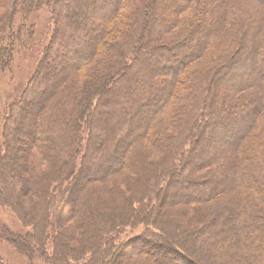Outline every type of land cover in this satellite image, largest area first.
<instances>
[{
  "label": "trees",
  "instance_id": "1",
  "mask_svg": "<svg viewBox=\"0 0 264 264\" xmlns=\"http://www.w3.org/2000/svg\"><path fill=\"white\" fill-rule=\"evenodd\" d=\"M45 1L59 11V15L56 16V22H61L60 30L62 32L59 33L63 35L64 40L52 49L54 56L51 57L50 61H48L50 58L48 56L49 51H47V48H43L42 60L40 57L35 71L39 75L34 82V85L39 86L37 92L35 93L36 90H32L33 88L30 87V84L26 85L22 95L12 104V112L14 114L15 111L17 112L18 119L26 115H30V117L26 120L27 122L23 121V124L15 123L14 131H11L9 135H12V138L16 137L18 142H20V138L23 137L20 128L27 123L30 128H28L29 131H27L25 136L48 139L46 144L49 145H46L40 152L43 153L41 161L45 163L49 171L55 166L54 156L59 155L58 165L60 168H57L56 176L60 174V171L62 172L63 168L68 172L71 170L76 171L74 168L81 169L80 173L76 171L79 175L76 179L74 178L75 181L72 183L74 188H79L80 190L91 176L99 175L97 177L98 180L104 177L103 179L106 182L104 181L101 185L105 184V186L97 187V191L101 193H96V195H102L101 199H106V201L110 200L109 196H113L115 204L121 209L127 208L132 199L130 196L125 197L123 195L119 188V183H128V187L132 190L133 185L139 180L135 175L137 171L145 170L144 166L146 167L147 165H150L147 167H157L151 164L154 162L148 160L146 152L140 149L141 145H148L151 153L156 151L163 153V157L167 161L166 169L170 168L171 171L168 174L170 177L172 174L184 175L188 173L190 156L195 155L197 150L198 153L200 152L202 143L210 151H203L204 160H201L196 168L211 166L216 170V167H218L216 159L223 149L239 148L236 154V161H233L235 168L233 164H225L221 172H217L214 181H209L205 184L200 183L199 187H196L189 179H184L183 185H180L175 190L178 191V194L184 198L183 200L187 204L194 208L195 211L189 210L190 213L188 212L185 215L188 220L192 221L198 218L196 211L199 206H196L198 204L196 200L217 198L221 195V192L234 193L239 191L240 188L245 191L246 194L242 195V198L238 197L240 198L238 209L228 211L230 214L229 218L233 220V226L230 227L232 229L231 233L225 229L226 226H224L223 222L219 227L224 235L221 242L224 244L225 250L228 251L229 257L233 258V264H264V35H261V39H257L256 43H250L248 46L244 45L246 44L244 39L241 40V36L249 29L264 30V24L262 23L261 26L259 19L253 18L246 5L247 2L253 3L264 11V0H208L212 2L209 7H206L200 0H164L169 6V11H166L165 15L155 12L156 0ZM181 1L183 3H180ZM2 2L4 3L5 13L1 15L3 19L0 21V33L9 29V37L13 38V13L17 9L21 11L30 9L31 0H0V8L2 7ZM77 3L86 4L89 10L82 13L79 11L78 13L75 10V4ZM194 9L200 12L198 15L200 25L198 24L194 30L175 44V53L173 52L175 55L167 57L165 53L168 48L163 45L152 48L150 54L140 55V50L141 48L143 49L142 46L147 34L150 32L152 34L153 32L152 36L154 37H157L158 33H160L158 37L161 35L165 37L171 36L176 33V24H182L188 20V17L186 20L181 14ZM139 14H142L141 18L135 20ZM76 15H78L77 19L75 18ZM91 17H95L98 23L90 22ZM130 18L134 20L131 26L123 24L124 21H129ZM59 19L60 21H58ZM119 24H122V26H119ZM84 25H87V27H83ZM232 27H238L240 31ZM197 28L199 29L197 30ZM218 28L220 30H217ZM234 30L235 32L238 31L237 36L240 37L237 38L240 40L236 43L232 54L226 57L221 53L223 44L227 43V46H231L228 38L230 34L234 33ZM195 31L201 36V42H196L198 44L195 43L192 48L187 49L191 34ZM210 35L215 38L205 44V39ZM107 37H109V40H107ZM105 39L107 47L104 53L99 56L101 42ZM214 39L215 41L213 42ZM128 54L133 55L131 66V68H134L132 69V86L129 88L128 94L124 92L122 97H125L128 101V106L132 110L131 115L126 114L123 109H119L111 117L110 121H103L102 126L97 127V134H105V138L102 141H95V145L93 144L92 147H89L86 152L91 156V161H97L99 164L94 165L92 162L91 164L86 162L84 169V167L70 159L71 154L78 152L79 147L76 145L75 140L80 136L79 127L71 122V116L73 115L74 118L77 106H80L83 102L80 100V96L87 93L84 89L79 92V85L74 72L78 68L85 67L86 62H91L95 57L99 58V60L101 59L96 64L95 69L100 68L101 61L111 56V66H116V74L121 70L122 75L128 68L125 64L126 59H123V57ZM8 58L9 56H7ZM221 58L224 63L217 69L218 77H216L214 85L221 80H225L231 87L243 90L244 85L250 86L254 83H259L258 86L260 85V87L257 90H259L261 97L258 102L248 101L245 106L243 105L242 109L234 110L231 107L230 109L222 110L221 119L215 121L216 115L211 116L213 114L211 107L220 98L218 97L219 94L213 90L214 85L212 84L213 86H211V92L208 93L206 90V93H204L205 90L200 88V90H203L201 93L204 94L193 97L195 91L196 93L198 92V89L195 90L197 88L195 78L193 82H191L192 77L189 78L190 83L185 82L188 84L186 87L178 86V82L183 80L186 71L185 66L191 64V62H197L199 59H204V61L210 59L212 62L217 63ZM69 59H72L74 64L70 65ZM147 61H150L153 66L159 67V70H148ZM234 65L235 68L233 67ZM57 66H61L62 70L57 72ZM114 68L111 67V69ZM117 68H120V70ZM96 73L97 71L95 76L98 74ZM149 73L162 75L168 79L165 80L163 85L160 84L162 85L160 88H155L157 83H154L153 77L151 79V74ZM67 77H70L67 83L68 87L63 90V86L57 90L60 83L66 80ZM72 78L75 80L72 81ZM121 78L119 73L116 76V80L115 77L111 80L118 82ZM30 90L33 91L32 95L35 102L28 105L24 96ZM184 92L188 96L184 95ZM122 97L121 99H123ZM188 97H193V99L186 103V98ZM177 117L181 118L179 122L181 125L180 127L178 126L179 124L176 126L180 130L174 134L171 129ZM34 120L35 123L39 122L44 130L42 128L39 129L37 124L34 125ZM186 122L188 125H186ZM258 126L260 127L259 131L257 129ZM119 127H123L120 133L121 137L114 140L112 136L113 129L118 131ZM255 128L257 131H255ZM209 129L214 131V137L217 134V138L219 140L221 138V141H223L218 143L209 139ZM252 133L253 138L251 139L250 135ZM247 137H249V141L247 140L248 143L245 144ZM252 141L255 147L251 144ZM102 144L105 145L101 147ZM185 145H187V149L184 151ZM89 156H87V160H89ZM114 166H117L116 168L120 167L122 170L121 174H119L121 181H112V168ZM31 168L37 170L39 166L33 164ZM34 176L28 182L26 179L19 178V176L18 180L17 177L15 179L17 183H19L20 179L23 186L28 185L29 187L35 181L46 184V187L50 189L49 184L54 180L53 174H46V172L37 170ZM51 178L53 180L48 182ZM1 183L2 179L0 178V186ZM151 185L154 187V181L151 182ZM102 187L106 190H103ZM70 189L73 194L72 187ZM78 195L79 193L75 192L74 197L77 198ZM47 197H49L48 193ZM211 201L204 203H210ZM164 202L162 199L160 205H164ZM76 206L80 209H78L79 211L76 212L75 216L79 217L78 215H80L84 219L86 214L92 209L90 208L91 206L89 207L84 202H78ZM129 209H131L130 205ZM147 213L144 212L141 219L146 220L149 216H146ZM81 224H86V222ZM178 224L176 222V225ZM176 225H174L175 228H177ZM204 229H199L197 232L201 233ZM216 231L212 234L213 236L219 232ZM188 232L183 235L185 236L184 242L187 241V235L192 234L190 231ZM48 234L52 236L49 231H47V237ZM5 235V239L12 243L14 239L12 233L7 232ZM163 238V236L162 238L159 236L158 239L161 241H156L171 251V254H173L171 257L178 258L180 263L183 264H199L197 259H192L188 254L186 255V251L184 252L182 249L183 247L181 248L182 250L177 249L174 251L175 247L172 248V244L169 245L170 243H167L168 240ZM190 242L195 243L199 247H208L204 240L197 242L196 238H194ZM140 244L141 247L136 248L135 251L137 252L134 251V255L128 256L126 249L123 250L124 252L122 251L123 256L129 257L130 264H177L175 259H169L166 255L162 256L161 252L154 251L150 253L146 249L150 246L147 241H141ZM153 245L156 246L157 244ZM240 247H243L242 249L244 250V254L241 256L236 255ZM25 248L28 249V245L25 244ZM146 250L148 251L147 253L145 252ZM37 253L33 255V258L42 260L44 256L42 249L41 252ZM157 255H160L163 260L162 258L157 259ZM117 262L118 264H123L125 260L121 261V263L120 260Z\"/></svg>",
  "mask_w": 264,
  "mask_h": 264
},
{
  "label": "rangeland",
  "instance_id": "2",
  "mask_svg": "<svg viewBox=\"0 0 264 264\" xmlns=\"http://www.w3.org/2000/svg\"><path fill=\"white\" fill-rule=\"evenodd\" d=\"M200 2H203L206 7L211 6L212 3L208 0H200ZM180 3H183V1ZM246 5L249 13L253 18L259 19L262 26V23L264 24V11L253 3L247 2ZM3 6L4 3L2 2L0 21L3 19L1 15L5 13ZM75 8L78 13L79 11L82 13L89 10L86 4L83 3L75 4ZM168 8L169 6L164 0H156L155 12L165 15L166 11H169ZM58 13L57 8L54 9V6H50L45 0H31L30 9L28 8L25 11L17 9L13 13V38L9 37V29L3 30L0 33V178L2 179L0 186V264H118V260H120V263L125 260L123 264H130L129 257L123 256L122 251L126 249L128 256L134 255L135 253L133 254V252L136 248L141 247V241H147L150 244L149 248H146L150 253L154 251L161 252L162 256L166 255L169 259H175L177 264H183L180 263L178 258L171 257L173 254H171L170 250L163 247V245L161 246L160 242L157 243L156 240L161 241L158 239L159 236L161 238L163 236V239L168 240L167 243H170L169 245L172 244V248L175 247L174 251L183 249L184 252L186 251V255L188 254L192 259H197L199 264H233V258L229 257L228 251L225 250L224 244L221 242L224 235L221 233L219 227L223 222L224 226H226L225 229L231 233L232 229L230 227L233 226V220L229 218L230 214L228 211L238 209L240 204L239 199L246 192L240 188L239 191L234 193L221 192V195L217 198L196 200L198 203H196V206H199L196 211L198 218L192 221L188 220V217L185 215L188 214L189 210L195 211L194 208L190 204H187L175 189L183 185L184 179H189L196 187H199L200 183L205 184L209 181H214L217 172H221L225 164H233L235 168L234 162L236 161V154L239 148L223 149L219 156H217L216 162L218 161V167H216V170L211 166L196 168L199 162L204 160L203 151H210L202 143L201 150H199L202 153H198L197 150L195 155L190 156L188 173L184 175L172 174L170 177L168 174L171 171L170 168L166 169L167 161L163 157V153L157 151L151 153L148 145H141L140 149L146 152L148 160L154 162L151 164L157 167L152 168L147 167L150 166L147 165L146 167L144 166L145 170L137 171L135 175L139 180L133 185L132 190L128 187V183H119V188L123 195L125 197L130 196L132 199L129 202L131 209H129V205L127 208L121 209L115 204L113 196H109L110 200L106 201V199H101L102 195H96V193H101L96 188L105 186V184L101 185L104 181L106 182L103 179L104 177L98 180L97 177L99 175L91 176L80 190L79 188H74L72 183L79 175L78 172L80 173L81 169L74 168V170L78 171L76 173L73 170H71L72 172L65 171L63 168L62 172L60 171V174L56 176L57 168L59 167V155L54 156L55 166L49 171L45 163L41 161L43 153L40 152L46 145H49L46 144L48 139L25 136L27 131H29L28 128H30L27 123L20 128L23 136L20 138V142H18L16 137L12 138V135H9L11 131H14L15 123L19 122L23 124V121L27 122L26 120L30 117V115H26L18 119L17 112L15 111V114L12 112V104L22 95V91L26 88V85L30 84V87L33 88L32 90H36L35 93L37 92L39 86L34 85V82L39 75L35 71L40 57L42 60L43 48H47V51H49L48 56L50 58L48 61H50L51 57L54 56L52 49L64 40L63 35L59 33L62 32L60 30L61 22H56ZM199 14L200 12H197V9L182 13L181 15L185 19L188 17V20L186 19L187 22L182 24H176V33H173L171 36L165 37L161 35L158 37L160 34L158 33L157 37H154L152 36L153 32L152 34L151 32L147 34L142 46L143 49L141 48L140 50V55L150 54L152 48L163 45L168 48L165 55L167 57L173 56L175 44L187 36L200 23ZM141 16L142 14H139L135 20L140 19ZM159 16L161 17V15ZM75 18L77 19L78 15ZM133 21L130 18L129 21H124L123 24L131 26ZM90 22L98 23V20L95 17H91ZM119 26H122V24H119ZM83 27H87V25ZM232 28L238 29V27ZM217 30H220V28ZM238 30L240 31V28ZM237 35L238 31L235 32V30L234 33L230 34L228 40H230L231 46H227V43L223 44L221 53L226 57L232 54V50L235 49L236 43L240 40L238 39L240 36L238 37ZM261 35H264V30L256 31L249 29L241 36V40L244 39L246 43L244 45L248 46L250 43H256L257 39L260 40ZM200 37L196 31L192 33L188 48H186L190 49L196 42L199 43ZM213 38L215 37L210 35L205 39L204 43L208 44ZM107 40H109V37H107ZM106 47L107 41L105 39L101 42L99 56L104 53ZM7 56H9L8 59ZM132 57L133 55L131 54L123 57V59H126L125 64L128 68L124 71V75H121L120 68H117L120 70L119 73L122 77L118 82L111 80L114 77L116 80V76L119 74H116V66H111V56L101 61L100 68L95 69L96 64L101 60L95 57L91 62H86L85 67L78 68L74 72L79 85V92L84 89L87 93L80 96V100L83 102L76 108L75 114L77 117L76 115L74 118L73 115L71 116V122L77 124L79 127L80 136L75 140L76 145L79 147L78 152L71 154L70 159L76 164L81 165V167H84V169L86 162H90V164L92 162L94 165L99 164L97 161H91V156L86 152L95 141H102L105 138V134H97V127L102 126L103 121H110L111 117L119 109H123L126 114L131 115L132 110L128 106V101L122 95L124 92L128 94L129 88L132 86V69H134L131 68ZM69 61L70 65L74 64L72 59H69ZM205 61L204 59H199L197 62H191V64L185 66L186 71L183 80L178 82V86L186 87L188 85L186 83H190L189 78L192 77L191 82L195 78V82L197 83L195 90L198 89V92L196 93L195 91L193 97L206 93V90L208 93L211 92V86L214 85L216 77H218L217 69L224 63L222 62V58L217 63L212 62L210 59ZM147 64L148 70H159V67L153 66L150 61H147ZM111 67L115 68L111 69ZM233 67L235 68V65ZM56 70L59 72L62 70V67L57 66ZM96 71L98 73H96L97 76H95ZM149 74H151V79L153 77L154 83H157L155 88H160L165 80L168 79L162 75ZM155 77L156 79H154ZM73 78L72 81L75 80ZM68 79L70 77L63 80L57 90L63 86V90L67 88ZM258 84L244 85L243 90H237L231 87L225 80L219 81L218 84L216 83L213 86V90L219 94L218 97L220 99L211 107V112L213 113L211 116L216 115L215 121H217V119H221L222 110H227L231 107L234 110H238L242 109L243 105L245 106L248 101L258 102L261 97L259 90H257L260 87ZM89 87L92 89L88 90ZM200 88L205 90V92L201 93L203 90H200ZM62 89L61 91H63ZM32 90L25 93L24 96L28 105L35 102ZM183 94L187 95L186 92ZM193 97L186 98V103H189ZM180 120L181 118L177 117L173 122L172 133L175 134L180 130L176 128ZM35 124H37L39 129L42 128V125L39 122L35 123L34 120ZM180 125L178 126L180 127ZM186 125H188L187 122ZM260 125L262 124L260 123ZM122 128L119 127L118 131L113 129L112 136L114 140L121 137ZM257 129L259 131L260 127L258 126ZM213 132V130L209 129L208 138L218 143L222 142L221 138L220 140L217 138V134L214 137ZM252 135L253 133L250 135L251 139L253 138ZM248 138L245 140V144L248 143ZM251 144L255 147L253 141ZM104 145L102 144L101 147ZM186 149L187 145L184 146L183 150L185 151ZM87 156H89V160L86 159ZM33 164L39 166L37 170L46 172V174H53L54 180L53 178L48 180V182L53 180L49 184L50 189L42 182L33 181L35 183L32 182L29 187L26 184V186H23L20 179L19 183L16 182L15 178L17 177L18 180V176L21 179H26L27 182L31 181L32 177H35V171L37 170L31 168ZM117 166L112 168V181H121L119 174H121L122 170L120 167L116 168ZM152 181L155 183L154 187L151 185ZM71 187L73 194L70 189ZM102 188L106 190L104 187ZM192 189L194 188L192 187ZM75 192L79 193L78 199L74 197ZM47 193L49 197H47ZM70 199L72 200L70 201ZM162 199L165 201L164 205H160ZM209 200L212 201L204 203L209 202ZM78 202H84L92 208L86 214L85 219L81 218L82 216L80 215H78L79 217L75 216L76 212L79 211L78 209H80L76 206ZM144 212H148L146 216L149 215L146 220L141 219ZM83 222H86V224H81ZM176 222L179 224L176 225ZM204 228H207V230ZM199 229L204 230L198 233ZM215 230L219 232L213 236L212 234H214ZM47 231L52 236L48 234L47 237ZM188 231L192 234L187 235V241L184 242L185 236L183 235L184 233H189ZM7 232H11L13 235L14 239L12 243H9L5 239ZM194 238H196L197 242L199 240L206 241L208 247H199L195 243L190 242ZM25 244L28 245V249L25 248ZM153 244L157 245L154 246ZM242 248H239V252L236 255L241 256L244 254ZM41 249L44 254L42 260L40 258H33V255L41 252ZM147 250L145 251L146 253L148 252ZM125 257L127 258L125 259ZM156 258L160 259L162 257L157 255Z\"/></svg>",
  "mask_w": 264,
  "mask_h": 264
}]
</instances>
